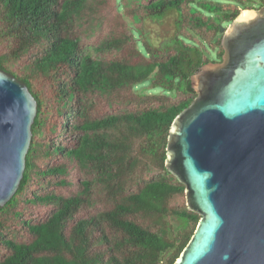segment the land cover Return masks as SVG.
<instances>
[{
  "label": "trees",
  "instance_id": "1",
  "mask_svg": "<svg viewBox=\"0 0 264 264\" xmlns=\"http://www.w3.org/2000/svg\"><path fill=\"white\" fill-rule=\"evenodd\" d=\"M264 0H0V70L38 104L0 264H175L201 217L166 168L192 77ZM215 50L216 58L209 52ZM150 82L161 94L138 93Z\"/></svg>",
  "mask_w": 264,
  "mask_h": 264
},
{
  "label": "water",
  "instance_id": "2",
  "mask_svg": "<svg viewBox=\"0 0 264 264\" xmlns=\"http://www.w3.org/2000/svg\"><path fill=\"white\" fill-rule=\"evenodd\" d=\"M221 33L223 60L192 77L198 95L167 146L166 168L201 217L175 264H264V7ZM37 109L27 86L0 70V208L24 178Z\"/></svg>",
  "mask_w": 264,
  "mask_h": 264
},
{
  "label": "rangeland",
  "instance_id": "3",
  "mask_svg": "<svg viewBox=\"0 0 264 264\" xmlns=\"http://www.w3.org/2000/svg\"><path fill=\"white\" fill-rule=\"evenodd\" d=\"M228 27H229V24L224 25V28H228ZM209 54L212 59L216 58L215 50L210 51ZM149 88H150V82H145L136 89V92L145 93V94H161L162 93L160 89L152 90Z\"/></svg>",
  "mask_w": 264,
  "mask_h": 264
},
{
  "label": "flooded vegetation",
  "instance_id": "4",
  "mask_svg": "<svg viewBox=\"0 0 264 264\" xmlns=\"http://www.w3.org/2000/svg\"><path fill=\"white\" fill-rule=\"evenodd\" d=\"M224 50V49H223ZM223 55H224V53H223ZM222 60H223V57H222ZM222 60L221 61H218V62H216V63H220V62H222Z\"/></svg>",
  "mask_w": 264,
  "mask_h": 264
},
{
  "label": "bare ground",
  "instance_id": "5",
  "mask_svg": "<svg viewBox=\"0 0 264 264\" xmlns=\"http://www.w3.org/2000/svg\"><path fill=\"white\" fill-rule=\"evenodd\" d=\"M243 13V12H242Z\"/></svg>",
  "mask_w": 264,
  "mask_h": 264
}]
</instances>
